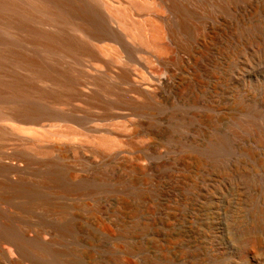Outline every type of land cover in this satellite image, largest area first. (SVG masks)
I'll return each mask as SVG.
<instances>
[{"label": "rangeland", "instance_id": "374dc122", "mask_svg": "<svg viewBox=\"0 0 264 264\" xmlns=\"http://www.w3.org/2000/svg\"><path fill=\"white\" fill-rule=\"evenodd\" d=\"M194 20L199 32L180 67L156 55L151 62L135 56L139 75L167 80L169 101L184 87L189 98L199 97L198 105L184 106L196 117L187 124L190 135L171 143L162 135L143 139L144 129L122 134L126 144L111 156L88 148L80 172L109 176L90 199L93 207L65 198L75 207L65 215L68 228L57 214L18 219V229H29L31 240L23 242L0 230V264H264V250L244 244L251 214L264 207V148L242 130L264 122V0L239 1L231 13ZM119 112L117 119L127 117V110ZM82 123L97 134L95 121ZM215 134L226 141L217 151L205 145ZM40 244L43 255L35 252Z\"/></svg>", "mask_w": 264, "mask_h": 264}, {"label": "bare ground", "instance_id": "6f19581e", "mask_svg": "<svg viewBox=\"0 0 264 264\" xmlns=\"http://www.w3.org/2000/svg\"><path fill=\"white\" fill-rule=\"evenodd\" d=\"M239 1L250 0H0V230L7 238L31 240L17 221L31 215L57 214L68 228L65 215L75 207L66 200L93 207L90 199L109 176L80 172L88 148L111 156L125 146L122 134L144 129L143 139L155 134L171 143L190 135L187 124L196 117L184 106L198 105L199 97L189 98L184 87L169 101L167 80L139 75L135 56L151 62L156 55L180 67L199 32L194 19L231 13ZM123 109L127 117L117 119ZM85 118L96 122L97 134L86 130ZM253 122L255 128L242 130L264 148V122ZM225 142L215 134L205 145L217 151ZM251 216L244 244L264 250V207Z\"/></svg>", "mask_w": 264, "mask_h": 264}]
</instances>
